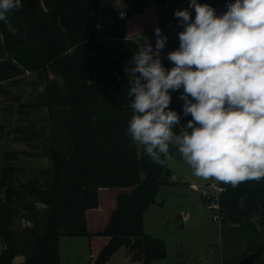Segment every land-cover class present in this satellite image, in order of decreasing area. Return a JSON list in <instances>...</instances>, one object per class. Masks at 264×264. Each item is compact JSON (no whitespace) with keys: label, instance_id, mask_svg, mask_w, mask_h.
<instances>
[{"label":"trees","instance_id":"1","mask_svg":"<svg viewBox=\"0 0 264 264\" xmlns=\"http://www.w3.org/2000/svg\"><path fill=\"white\" fill-rule=\"evenodd\" d=\"M122 1L120 14L127 18L145 13L152 4L165 8L168 3ZM99 12L100 0H22V8L9 16L19 32L13 35L0 23V96L9 94L8 88H16L26 75L44 73L48 84L44 104L52 120L44 151L34 148L3 155L11 163L22 157L47 158L48 167L0 163V240L5 246L0 264H16L19 256L25 259L22 264H61L63 237L89 238L88 264H108L122 247L129 263L158 264L167 258L164 240L144 229L145 212L161 187L170 185L167 158L163 165L153 163L126 135L132 110L125 68L131 66L139 43L127 39L120 14L112 16V29L105 32L99 26ZM163 18L157 27L167 35L170 52L179 42L170 14ZM101 35L103 39L98 38ZM166 65L172 67L171 62ZM182 91L172 93L170 104L181 115V126L191 119L183 116V103L177 101ZM31 107L20 103L18 113ZM7 130L8 124L0 121V140ZM18 131V141L26 143L38 135L35 127ZM174 131L179 134L180 129ZM116 188L131 192L119 195L104 231L91 234L87 212L99 208L101 189ZM221 188L222 224L243 234L242 258L258 254L257 264H264V180L236 187L221 182ZM203 201L210 205V199Z\"/></svg>","mask_w":264,"mask_h":264},{"label":"clouds","instance_id":"2","mask_svg":"<svg viewBox=\"0 0 264 264\" xmlns=\"http://www.w3.org/2000/svg\"><path fill=\"white\" fill-rule=\"evenodd\" d=\"M21 8L22 0H0V23L13 35L19 29L9 16ZM174 18L183 30L166 56L172 67L162 58L168 37L156 27L155 45L139 44L125 68L132 110L126 135L155 164L174 149L204 180L232 187L264 180V0H230L220 14L189 0ZM181 89L182 114L191 116L183 126L170 107Z\"/></svg>","mask_w":264,"mask_h":264},{"label":"rangeland","instance_id":"3","mask_svg":"<svg viewBox=\"0 0 264 264\" xmlns=\"http://www.w3.org/2000/svg\"><path fill=\"white\" fill-rule=\"evenodd\" d=\"M198 2L210 4L216 9L217 14L227 10L226 0H198ZM188 3L189 0H168L165 8H159L152 4L145 13L127 18L125 14H120L123 10L122 0H100L99 26L105 32H110L113 26L112 16L120 14L121 18L125 20L127 39L138 40L140 41L139 44L147 40L154 46L156 39L154 29L165 20L163 15L167 12L170 14L178 39V33L183 28L178 25L177 18H174V12L188 8ZM192 14L194 19V11ZM98 38L103 39V36ZM136 43L138 42L136 41ZM167 53L168 44L162 50L163 59L166 58ZM166 62L169 61L163 60L167 68ZM50 77L54 78L53 75ZM47 85L46 74H28L16 88H8L9 94L0 96V121L8 124V130L0 140L1 166L15 165L32 168L35 167L33 164H48L47 158H44L45 161L39 164L31 163L32 159L26 157H22L21 161L13 163L5 161L3 158V155L9 151L32 152L34 148L45 150L44 145H48L46 140L50 138L52 122L50 112L44 104ZM180 95L181 93L177 101L183 103L179 99ZM20 103L33 107L28 108V112L21 115L18 113ZM21 127L37 128L38 135L31 143L23 142V140L18 141L21 139L20 131L15 132V129ZM40 136L44 137L42 141H39ZM43 142L45 143L43 144ZM138 147L141 150V146L138 145ZM166 168L171 173L168 180L170 185L161 187L155 197V203L144 215V229L146 233L152 236L154 231L158 229L157 227H164L175 222L163 239L168 249L167 258L158 264H225L235 260L236 263H239L244 259L242 256L246 244L243 240V234L239 233L240 230L214 221V216L218 215L215 206H217L220 195L214 187H221V182L211 178L204 180L196 177L191 167L183 159L169 156L166 160ZM130 192V189L121 190L118 188L103 189L100 192L101 209L98 213L90 215L91 234H96L97 229L103 231L107 227L111 214L117 208L119 195ZM203 199L206 201L210 199V205H205ZM23 225L30 226L24 221ZM63 246L65 247V244ZM3 251L0 250V255ZM80 254L82 256L86 254L85 247L82 248ZM66 262L67 254L64 252V264H67ZM108 264L141 263L127 262L126 251L122 247L110 258Z\"/></svg>","mask_w":264,"mask_h":264},{"label":"crops","instance_id":"4","mask_svg":"<svg viewBox=\"0 0 264 264\" xmlns=\"http://www.w3.org/2000/svg\"><path fill=\"white\" fill-rule=\"evenodd\" d=\"M133 41H137L138 43L140 41L138 40H133ZM163 60L168 61L166 58H164ZM39 161V162H38ZM45 161V159H32L31 163H41ZM35 167H48L49 166V162L48 164H44V165H35L33 164ZM103 189H101L99 191H102ZM123 190V189H121ZM131 190V189H130ZM99 209H101V205H99L98 209L95 210H90L87 212V224H88V230L89 232L90 229L92 228L91 226V221H90V215L92 213H98ZM106 228V227H105ZM159 228V227H157ZM98 231H96L95 233H100L103 232L99 229H97ZM94 234V233H92ZM64 241V242H63ZM63 244H65L66 249L64 250V246ZM85 247L86 248V254H84L83 256L80 254V251L82 250V248ZM89 247V248H87ZM5 246L4 243L0 240V250H4ZM64 252L65 254H67V264H86L87 262H89L90 257H91V252H90V240L87 237H80V238H68V237H63L60 240V254H61V264H64ZM25 259L22 256H19L15 259V263L16 264H22L24 263ZM128 262V261H127Z\"/></svg>","mask_w":264,"mask_h":264},{"label":"water","instance_id":"5","mask_svg":"<svg viewBox=\"0 0 264 264\" xmlns=\"http://www.w3.org/2000/svg\"><path fill=\"white\" fill-rule=\"evenodd\" d=\"M172 151H173V154H171L170 157L182 159L178 155L175 154L174 149ZM0 178H1V173H0ZM174 223L175 222H173L172 224H169L167 226L160 227V228L156 229L154 231L153 238L163 240L166 233L173 226ZM258 257H259L258 254H252V255H249V256L245 257L244 259H242L239 263H234V264H257Z\"/></svg>","mask_w":264,"mask_h":264},{"label":"built area","instance_id":"6","mask_svg":"<svg viewBox=\"0 0 264 264\" xmlns=\"http://www.w3.org/2000/svg\"><path fill=\"white\" fill-rule=\"evenodd\" d=\"M214 189L217 190L220 194H221V192H223V188H221L219 186H215ZM215 210H218L217 211L218 212V215L214 216V221L216 223L217 222L222 223V216L220 215L221 214V211H220V207H219L218 203H217V206H215Z\"/></svg>","mask_w":264,"mask_h":264}]
</instances>
